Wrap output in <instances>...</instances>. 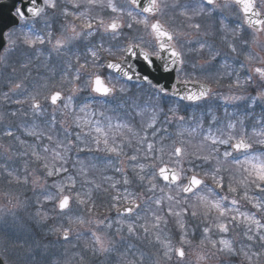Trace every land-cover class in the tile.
Wrapping results in <instances>:
<instances>
[{"label":"snow or ice","instance_id":"6c2138e0","mask_svg":"<svg viewBox=\"0 0 264 264\" xmlns=\"http://www.w3.org/2000/svg\"><path fill=\"white\" fill-rule=\"evenodd\" d=\"M63 5V22L55 39L51 30L45 36L32 26V34L25 33L22 39L23 45L36 50L37 59L41 54L37 45L46 43L57 56L67 58L59 79L51 72L37 73V84L29 89L31 62H25L20 65L24 76L10 79L9 90L0 95V103L18 106L0 111V199L11 208H25L21 189L39 190L43 200L37 199L32 215L36 224L64 243L87 235L83 251L118 252L119 264H160L161 259L166 264H191L188 257L193 251L195 264H233L237 257L246 264H264V151L253 150L244 120L235 114L229 117L227 111L229 105L242 106L247 117L259 107L260 114L251 116L252 135L264 148V91L243 95L241 90L253 83V76L242 79L237 70L227 71L231 58L241 70L254 71L264 87V67H250L264 65L260 10L264 0L259 4L257 0L223 4L218 0H123L122 4L63 0ZM57 7V0H14L11 14L17 22L41 19L46 9ZM233 7L237 26L230 28L225 11ZM169 12L172 21L179 18L178 25L162 22ZM44 25L51 29L46 18ZM14 37L15 29H0V49L15 48L20 38ZM4 60L0 55V63ZM217 65L226 70L223 75H213ZM145 68L158 71L167 84ZM11 71L15 74L17 69ZM225 76L232 79L227 94L214 92L204 82L219 84ZM130 84L146 86L152 93L148 102L141 104L138 96L129 95ZM174 98L179 103L165 110L164 103ZM210 98L222 102L225 120L211 111ZM116 101L120 103L109 114L107 105ZM184 102L185 114H181ZM120 111L123 116L117 114ZM137 117L139 128L133 123ZM169 126L177 128L175 134ZM166 138H172L171 145L165 144ZM126 148L132 149L131 154ZM81 153L102 155H93V162L86 164ZM124 157L143 194L128 190L133 180L123 167ZM16 163L20 166H9ZM109 168L120 174L119 180L105 174ZM90 172H99V178ZM121 184L123 189L118 188ZM110 189L117 216H134L130 222L97 215L94 193ZM145 196L141 215L137 200ZM122 201L128 202L123 208ZM45 204L51 208L44 210ZM74 206L87 215H71ZM15 215L0 207V216ZM186 217L199 219L202 225L196 245L191 238L195 230L188 227ZM170 220L179 230L176 245L167 234ZM237 228L242 236L239 243L229 235ZM132 238L146 241L159 254L137 250L128 243ZM0 245L5 252L9 248L17 252L20 264H40V245L23 230L20 236L0 240ZM84 260L77 251L57 264H84Z\"/></svg>","mask_w":264,"mask_h":264},{"label":"rangeland","instance_id":"374dc122","mask_svg":"<svg viewBox=\"0 0 264 264\" xmlns=\"http://www.w3.org/2000/svg\"><path fill=\"white\" fill-rule=\"evenodd\" d=\"M257 2L259 4V0H257ZM220 4H222V3H220ZM260 10L262 12H264V7H261ZM235 13H237V12L235 11L234 7L225 11V15L228 16V18H229V16H231L233 18ZM237 15H238V13H237ZM51 17L52 16H51L50 12L46 11L44 18L47 19L49 24L51 23V20H52ZM164 17L162 18V20H164ZM44 18L38 19L37 22L34 23V24L30 23L29 26H32V27L36 26L37 27L36 30H40L39 33H41V34L44 33L43 30L49 31L50 29L46 28L45 25H44ZM228 20H230V19H228ZM22 33H23V31H21V29L15 30V37H19L20 38V39L17 40L16 47L13 48L11 51H8V52H4L3 51V53L1 54V55L5 56V60L1 63V68H0V95H2V93L4 91L2 89V86H6V88H8V81L10 79H20V78H22L21 74L25 73V70L20 67L21 64L25 63V61L23 63H19V60H17V58L15 56L16 55L15 54V50L19 49L21 47V45H22L25 48V50H26V52H24V54L27 53V54L33 55L32 51H30V50H33V49H30L27 46L23 45V43H22V39H23ZM56 36L57 35H53V38L55 39ZM261 38L264 39V33L261 34ZM45 48H47L46 54H42L40 52L41 53L40 57L42 55H50V54L53 55L52 56L53 59H50V58H47V57H42V64L44 65L43 67L47 69V71H45L44 72L45 74L43 73V75L47 76L48 74H50V72L52 73V68L61 67V65L58 64V63H60V61H62L61 59L65 58V57L57 56L56 53L51 49V45H49L47 43H46ZM254 50L255 51H259V49H254ZM34 54L36 55V51L34 52ZM261 54L264 55V53H261ZM45 66H47V67H45ZM257 66L264 67V65H260V64H254V65H251L250 67L254 68V67H257ZM12 68H16L17 69L15 74L11 71ZM31 72H33V71L31 70ZM246 72H247V74H251L253 76L254 80L258 79V83L261 84L259 78L257 77V75L255 74L254 71L249 72V70L247 69ZM205 75H207V73H205ZM56 79L58 80V78H56ZM205 82L209 83V82H212V80H206ZM263 90H264V88H263ZM137 93H141V92H137ZM141 94H145V93L142 92ZM138 97L141 98V96H138ZM113 103H115V102H113ZM93 107H95V106H93ZM229 107L232 108L233 106L229 105ZM8 108H9V105H5L3 103H0V111H6ZM227 111L229 112L228 109H227ZM180 113L181 114H185V111L181 110ZM218 117H220V116H218ZM168 129H169L170 133H172L171 126H169ZM174 129H175V132H176L177 128L174 127ZM175 132L173 134H175ZM251 134H252V132H251ZM172 138H174V137H172ZM172 138L171 139L170 138H166L165 144H168L166 142H169L168 145H171L170 143L172 142ZM125 151L128 152L129 154H131L132 149L126 148ZM93 155H102V154H85V153H81V157L84 158L85 161H87V159H88L89 161L92 160V162H93ZM123 159H124L123 167L125 168L126 172L129 171V170L132 171L131 167H129V161L127 160V158L124 157ZM141 162H143V161H141ZM9 166L10 167L18 166V164L17 163L14 164V165L10 164ZM105 174H109V175H112V174L116 175L117 174L118 175L119 173H115L111 168H109L106 171ZM2 183H3V178L0 177V184H2ZM122 186H124V185H122ZM78 187H79V185H78ZM127 187H131V190H133L132 185L127 186ZM138 188H139V192L140 193H144L143 187L138 185ZM21 190L23 192V197L22 198L27 200V206L25 208H11L10 205L6 204V201H4L3 199H0V207H8L9 209H11V211L16 213L15 217H12V216H0V240L7 239V238H14L16 236H20L22 234V230H23V233L26 236L28 234L31 235V236L36 235L35 226H37V224L32 219V215L37 210L36 209L37 207L35 205L36 202H37V199H39V200L41 199V198L38 197L39 196V190H37L35 192L31 190L30 191L31 193L28 196H26L24 194V189L23 188ZM28 191H29V188H28ZM132 192L136 193L135 191H132ZM111 195L112 194H110V196ZM145 199H146V196H145ZM104 200H107L104 203H108L107 206H109V207H107V209L109 211H104V213L99 215L98 207H96L97 215L100 216L101 218L107 217L108 220H112V221L117 220L118 218L115 219L112 216V213H113L114 210H116V208L112 207L110 198L104 199ZM137 202L141 204V209L139 210V212L142 215L143 214L142 206L143 205L145 206L144 197H142L141 199L137 200ZM127 203H128L127 201H122L119 206L121 207V206H123V205H125ZM78 214L87 215V213H81L79 208L74 207V210L71 213V215L75 216V215H78ZM132 219H134V217L129 218V219L128 218L127 219H123V220H125V222L127 223V222H130ZM169 222H171V220ZM137 223H139V221ZM115 226L116 225L113 224V229L115 228ZM201 227H202V225L200 223V220L196 219L195 220V226L191 227L190 229H194L195 230V234H197V233L199 234ZM81 230L84 231L85 233L87 232V228H83ZM167 234L171 237L172 243L174 245L179 243L180 236L178 237L173 232H170V231L169 232L167 231ZM229 235L237 243H239L241 241V239H242L241 229L240 228H237L234 232H232ZM200 237H201V235H200ZM56 238H58V237L56 236ZM191 238H192L193 245L198 244V243H195L193 241L194 237H191ZM217 238H218L217 236H213V239H217ZM38 243H40L39 244L40 245V256L37 257V259L40 261V264L43 263V260H44L45 257H49L50 258V263L51 264H55V262L53 260H51L52 258L50 256V254L48 253L47 249L45 247H43L44 245L42 244V242L40 241ZM128 243H130L132 245H135V248L138 247L137 250H141L139 248L143 245V240H136L135 238H132V239H130L128 241ZM145 247H146V245H145ZM119 248L121 249V247H119ZM146 248L148 249V251L152 252L153 254H156L158 252V250L156 248L152 247L151 245L150 246L147 245ZM0 254L5 257V259L9 262V264H20V256H19V254L17 252L13 251L11 248H9L7 250V252H5L3 246L0 245ZM115 257L116 258L114 259V262L116 264H119V261H120L119 256L116 255ZM188 259L191 262V264H195V261H196L195 251H193V253L188 257ZM234 261H236V262L233 263V264H245L246 263L243 260L242 257L234 258L233 262ZM160 264H166V262L163 259H161Z\"/></svg>","mask_w":264,"mask_h":264},{"label":"water","instance_id":"95a60500","mask_svg":"<svg viewBox=\"0 0 264 264\" xmlns=\"http://www.w3.org/2000/svg\"><path fill=\"white\" fill-rule=\"evenodd\" d=\"M13 3H14V0H7L6 2L0 4V29H7L9 27H14L18 25V22L11 14ZM1 50L2 49H0V53H1ZM144 71L152 73L156 79H160L162 83L167 84L168 81L165 80L158 71H155L149 68H145ZM168 79L170 80L171 78L169 77ZM122 215H126V213Z\"/></svg>","mask_w":264,"mask_h":264},{"label":"flooded vegetation","instance_id":"af4514ba","mask_svg":"<svg viewBox=\"0 0 264 264\" xmlns=\"http://www.w3.org/2000/svg\"><path fill=\"white\" fill-rule=\"evenodd\" d=\"M126 19V18H125ZM59 21V20H58ZM60 23H62L63 21H59ZM61 26V25H60ZM59 26V27H60ZM112 43L114 44V43H116V41H112ZM243 56H240L239 58H242ZM229 59H231V58H229Z\"/></svg>","mask_w":264,"mask_h":264},{"label":"trees","instance_id":"16d2710c","mask_svg":"<svg viewBox=\"0 0 264 264\" xmlns=\"http://www.w3.org/2000/svg\"><path fill=\"white\" fill-rule=\"evenodd\" d=\"M207 126H208V124L205 123V127H207ZM171 223H172V225H173V221H172V220H171Z\"/></svg>","mask_w":264,"mask_h":264}]
</instances>
